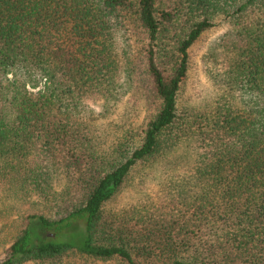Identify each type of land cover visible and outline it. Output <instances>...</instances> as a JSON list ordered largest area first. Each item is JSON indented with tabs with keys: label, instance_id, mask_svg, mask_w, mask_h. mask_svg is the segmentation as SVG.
Returning a JSON list of instances; mask_svg holds the SVG:
<instances>
[{
	"label": "trees",
	"instance_id": "trees-1",
	"mask_svg": "<svg viewBox=\"0 0 264 264\" xmlns=\"http://www.w3.org/2000/svg\"><path fill=\"white\" fill-rule=\"evenodd\" d=\"M219 23L218 93L191 114L189 49ZM126 97L143 126L98 157L88 104ZM181 144L157 204L105 210ZM0 195L53 212L23 216L0 264H264V0H0Z\"/></svg>",
	"mask_w": 264,
	"mask_h": 264
},
{
	"label": "rangeland",
	"instance_id": "rangeland-1",
	"mask_svg": "<svg viewBox=\"0 0 264 264\" xmlns=\"http://www.w3.org/2000/svg\"><path fill=\"white\" fill-rule=\"evenodd\" d=\"M226 26L216 24L206 31L189 49L188 71L185 82L178 94V105L188 113H199L209 110L216 98L218 90L211 80L219 65L214 58H219V51L211 56L218 39ZM220 69H218L219 71ZM85 117L88 144L93 153L103 159H113L129 137L136 138L143 126L145 112L141 100L122 98L108 111L101 101L90 103ZM187 146L181 144L162 157L156 159L148 167L140 168L129 175L125 184L105 205V210L112 214L123 215L133 211H145L160 200V190L169 175L174 178L178 168L177 160L185 155ZM63 183H58L60 191ZM48 205H43L31 197L24 200L14 195H0V261L4 252L22 227V217L27 214L53 216ZM73 234L63 236L64 240H73ZM103 264V263H95ZM107 264H114L109 262Z\"/></svg>",
	"mask_w": 264,
	"mask_h": 264
}]
</instances>
